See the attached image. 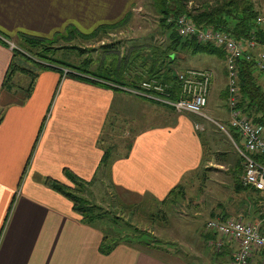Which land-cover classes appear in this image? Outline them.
<instances>
[{
    "label": "crops",
    "instance_id": "0c3cea01",
    "mask_svg": "<svg viewBox=\"0 0 264 264\" xmlns=\"http://www.w3.org/2000/svg\"><path fill=\"white\" fill-rule=\"evenodd\" d=\"M140 1L0 0V264H185L175 251L126 244L101 253L100 227L84 223L72 202L42 179L70 184L64 168L86 181L101 173L114 186L107 187L126 202H131L128 196L161 200L204 160L202 132L194 130L187 114L159 124L158 106L120 89L65 75L61 67L35 75L23 101L9 99L15 87H2L13 57L3 38L18 47L21 34L47 39L79 36L67 35L70 29L92 34L100 26L121 22ZM120 13V19L111 21ZM95 23L90 33L81 31ZM128 71L143 75L141 68ZM127 122L134 130L123 153L116 154V143L129 133L124 126L121 137L117 129ZM105 152L108 160L101 165ZM225 245L231 257L236 243L226 240Z\"/></svg>",
    "mask_w": 264,
    "mask_h": 264
},
{
    "label": "rangeland",
    "instance_id": "374dc122",
    "mask_svg": "<svg viewBox=\"0 0 264 264\" xmlns=\"http://www.w3.org/2000/svg\"><path fill=\"white\" fill-rule=\"evenodd\" d=\"M210 1L212 0H190L188 6H198ZM250 1L254 8L258 10V13L264 10V0ZM134 7V10H130L127 21L119 26L117 25L114 29L99 32L94 36L90 34L83 36L76 32L74 35L79 36L67 40L64 39L62 34L54 37L56 41L53 45L55 47L76 45L82 48L93 47L94 50L81 53L73 49H57L53 53H48V56H50L48 61L35 55L36 58H39V61L46 63L45 65L38 60L36 62L32 59L26 62L17 60L20 66L25 67L27 73L18 72L13 78L12 85L15 87L16 93L11 94L9 99L23 101V96L35 73H37V77L42 72L57 71L59 67H61V71L63 69L67 70L68 67H75L77 71L92 72L95 76L108 77L109 74L100 68L101 64L108 65L112 59L125 61L131 49H135V53L138 54L137 61L140 62L145 51L143 47L151 48L158 44L167 43L168 34L165 29L159 26L158 14L150 6L149 0H141ZM93 10H96V5H94ZM123 15V13L115 14L111 16V21L118 20ZM96 24L89 25L81 31L90 33ZM102 44H111V47L105 48L101 46ZM257 48L259 51L264 52V45L259 43ZM33 51L36 52L35 49ZM177 55L179 58L172 67L174 72L186 68H206L213 73L208 103L204 108V112L210 119L184 112L191 121L194 117L196 118L193 126L195 128V124H197L199 129L195 128L194 130H201L200 132H202L204 160L185 181V197L183 199L178 198L177 203L162 207L152 202L150 198H147L148 196H128L131 202L138 201L140 207L137 210L134 208L124 210L121 215L135 226L149 231L152 238H155V242L158 241L157 244L163 246L166 250H171V252L175 251L185 264H227L230 256L216 255L214 250L207 246L202 239L201 233L206 232L204 228L206 221L220 218V214L223 215L224 213H228L229 217L240 216L244 220L250 217V214L251 216H257L261 211L262 197L250 189L239 191L235 189L236 180L241 183L242 172L238 174L236 171V161L239 155L228 132L230 115L226 108V100L221 95L227 83L225 61L215 54L191 53L188 50H181ZM129 61L134 62L132 59ZM126 64L128 65V63ZM130 67L133 70L135 69L133 64ZM130 73V71H126L125 75ZM139 98L151 103L153 106H158L160 110L159 124L164 123L166 119L171 120L174 115L178 114L169 109L170 107L161 106L159 103L143 97ZM145 116H147V112L144 110L143 117ZM128 118L130 119V117ZM124 126H126L129 133L124 139L125 141L121 140L120 143H116V154L123 153V147L131 137L130 131L134 130V126L129 122L123 123L121 129H117L121 137L124 134L122 131ZM107 186L103 180H95L93 184L86 185L84 189L86 191L83 194L93 202H99L107 194V191L110 195L113 192ZM105 187L107 191H105ZM108 198L109 194L104 200L108 201ZM107 201L102 204L110 207ZM159 208H162V210L157 212ZM163 211L165 212V218H159L158 214H162ZM244 214L248 216L245 217ZM246 221L250 220L247 219ZM120 222V224H124L122 220ZM110 227L112 229L117 228L112 222Z\"/></svg>",
    "mask_w": 264,
    "mask_h": 264
},
{
    "label": "trees",
    "instance_id": "16d2710c",
    "mask_svg": "<svg viewBox=\"0 0 264 264\" xmlns=\"http://www.w3.org/2000/svg\"><path fill=\"white\" fill-rule=\"evenodd\" d=\"M149 3L158 14L159 26L165 29V32L168 34L167 43L163 45L158 44L156 46H152L151 48L143 47L145 51L142 56V61L140 62L137 61L138 54L135 53V49H131L129 56H127L125 61L112 59L109 61L108 65L101 64L100 68L109 73L108 77L102 75L95 76V74L92 72L77 71L75 67L66 68L67 72H65V75H69L74 78H80L101 86L108 85L111 88L120 90H122L120 86H136L142 79L157 77L172 83L177 88L178 85L176 80V72L173 71L172 67L173 64H176L177 58H179L177 53L181 50H188L191 53L200 52L206 54H215L224 60L226 64L227 53L222 47L215 46L211 43H200L193 38H183L177 34L174 22H168L167 18L170 16L176 17L183 14L191 17L192 21H194V23L199 27L229 32L237 39L253 36L260 44L264 45V26H260L255 23V17L258 14V10L254 8L250 0H212L210 2H204L198 6H188L190 0H149ZM129 15L130 13L128 12L121 22L112 26H100L90 35L94 36L99 32H103L108 29H114L117 25L119 26L120 24H123L125 21H127ZM74 33H76V30L70 29L67 35H74ZM63 37L66 38V40L69 39L65 35ZM19 39L20 46L13 50V57L8 66V70L2 84V87L5 90H9L13 86L11 79L15 73H27L25 67L20 66L17 63L19 61L23 60L26 62L27 60L31 59L35 62L37 60L39 61V58H36L35 55L40 58H44L45 61H48V58H50L48 53H53L55 50L62 48L77 50L81 53L87 52L88 50H94L93 47L82 48L76 45H63L55 47L53 45L56 41L54 40L55 38L47 39L21 34ZM101 46L108 48L111 47V44H102ZM34 49L36 52L33 51ZM130 59H132L134 62L129 61ZM39 62L44 65L46 64L41 61ZM126 63H128V65ZM132 64L136 69L141 68L143 75H136V73L125 75L126 71L132 69L130 67ZM88 73L90 76H86ZM226 74L227 69L225 67V76ZM35 75L29 83L23 99H25L27 94L30 92ZM263 81L264 69L261 70L258 68L255 58L251 57L246 59L243 56L237 59L236 86L238 89V108H240V110L248 118H251L254 122L264 126ZM221 95L223 99L226 100L227 104V83ZM173 97H176V95L174 94ZM160 105L164 106L162 104ZM226 108L228 111V104L226 105ZM171 110L173 111V109ZM195 121L196 118L194 117L193 122ZM228 132L233 141L238 144V133L231 126ZM258 159L263 160L261 158ZM107 160L108 153L105 152L101 160V165L106 164ZM240 164L241 161L240 158H238L236 161V171L238 174L242 172V166ZM194 172L195 171H193L192 174ZM63 174L70 184L63 183L51 177H43L42 182L49 188L69 199L72 202V209L81 216V220L84 223L91 226L100 227L102 230V238L98 249L101 253H109L118 244H126L128 246L145 250L155 249L163 251L164 253L168 252V250L164 249L163 246L157 244L158 241L155 242V238H152V234L149 231L135 226L128 220H125L121 215L124 213V210L127 209L131 210L134 208L137 210L140 207L139 202H126L119 198L115 191H113L111 195L109 192L107 193L109 194L108 201L104 200L107 196V194H105L104 197L99 200V202H93V200L87 198L83 192L86 191L84 190L86 185L93 184L95 179H92L91 181L83 180L73 174L68 168L63 169ZM105 176L100 174L99 177H96V181L103 180V182H105V184H107L109 187L114 188L113 184H109L110 181H108L107 175ZM186 180L187 176L185 175L183 176L181 182L168 192L165 198L161 200L152 198V202H155L162 207L167 206V204L171 206L172 204L177 203L178 198L183 199L185 197ZM235 189L237 191L250 189L262 197L263 204V195L257 190L242 186L239 180H236L235 182ZM104 201H107V203L110 204V207L104 206V204H102ZM161 210L162 208H159L157 212H160ZM221 215L222 214H220V218L222 217L221 219L229 217L228 213H224L222 216ZM158 216L159 218H165V212L163 211L162 214H158ZM121 220L124 222V224H120ZM110 221L114 223L117 228L112 229L110 227ZM204 228L206 232L201 233V236L205 244L214 250L216 255L230 256V249L227 245H225L226 242L219 249H216L211 244H209V241L215 240L217 238V234L207 230L206 227ZM201 231L202 229L200 232Z\"/></svg>",
    "mask_w": 264,
    "mask_h": 264
},
{
    "label": "built area",
    "instance_id": "2783aa9c",
    "mask_svg": "<svg viewBox=\"0 0 264 264\" xmlns=\"http://www.w3.org/2000/svg\"><path fill=\"white\" fill-rule=\"evenodd\" d=\"M173 21L177 34L183 38H193L200 43H211L222 47L227 53V104L229 125L238 133L239 143H234L242 165L241 184L257 190L263 195V204L259 216L253 221L241 217L213 218L206 221L207 230L215 232L217 238L209 241L219 249L226 240L236 243V247L227 264H251L256 255H260L256 264H264V126L248 118L238 108L237 59L255 58L259 69H264V52L258 50L259 42L253 37L235 38L229 32L197 26L188 15L168 17ZM255 23L264 26V10L255 17ZM10 49L18 48L6 40ZM67 72V70H64ZM177 88L157 77L142 79L136 86H120L125 92L147 98L176 113L189 112L210 119L204 112L208 103L213 73L210 69L186 68L176 73ZM176 97H173V95ZM195 128L199 129L195 124ZM230 135V134H229ZM231 138V136H230ZM263 160H259L258 158Z\"/></svg>",
    "mask_w": 264,
    "mask_h": 264
}]
</instances>
